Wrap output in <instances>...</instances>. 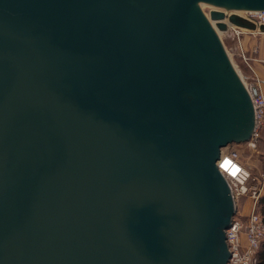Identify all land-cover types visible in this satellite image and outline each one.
I'll list each match as a JSON object with an SVG mask.
<instances>
[{"label":"water","instance_id":"obj_1","mask_svg":"<svg viewBox=\"0 0 264 264\" xmlns=\"http://www.w3.org/2000/svg\"><path fill=\"white\" fill-rule=\"evenodd\" d=\"M201 3L264 11L0 0V264L227 263L216 163L255 114L211 25L240 18Z\"/></svg>","mask_w":264,"mask_h":264},{"label":"built area","instance_id":"obj_2","mask_svg":"<svg viewBox=\"0 0 264 264\" xmlns=\"http://www.w3.org/2000/svg\"><path fill=\"white\" fill-rule=\"evenodd\" d=\"M247 17L254 24L264 25V11L249 12ZM223 33L224 38L235 39V42H238L237 54L234 53V49H229L228 51L232 55L233 60L235 56L241 59L251 73V76L247 79L246 88L251 94L255 114V129L251 137V140H253L259 137L258 131L264 127V96L260 91L262 81L254 73L251 63L257 61L264 65V59H253L247 56L242 48H239L242 33H234L233 35H228L226 32ZM257 34L261 35L264 32H258ZM251 53H257V46L252 48ZM252 89L255 90L254 94L251 91ZM223 156H228L231 162L238 165L239 171L236 175L222 170L219 162ZM216 164L229 184L235 206V214L229 227L225 230L226 243L230 254L226 264H258V252L264 241V223L260 214L259 204L260 199L264 196V172L252 175L248 172V169L246 170L241 165L237 154L228 150L222 152ZM246 198L250 200L247 213L240 215L239 202Z\"/></svg>","mask_w":264,"mask_h":264},{"label":"rangeland","instance_id":"obj_3","mask_svg":"<svg viewBox=\"0 0 264 264\" xmlns=\"http://www.w3.org/2000/svg\"><path fill=\"white\" fill-rule=\"evenodd\" d=\"M211 6H207V5H202L201 9L205 12L208 13L209 10H211ZM244 14V13H243ZM248 18V17H247ZM235 39H226L223 37V44L224 47L228 53V55H230V59L232 61V64L234 65V68L236 69L237 73L240 75V78L243 82V84L247 87V79L248 77L251 76L250 71L248 70V68L246 67V65L243 63V61L241 59H238L236 57H233L232 55L228 52L229 49L233 50V46L236 45V48L238 49V42L235 44ZM258 136H261V129L258 131ZM259 137H257L256 139L251 140L250 142H246V143H242V144H234V145H230L228 151L230 152H235L237 154L238 160L241 163V165H243V167L247 170V168L245 167V164H248L251 168H249V171L252 175H258L260 174L263 170V168L259 169L262 164L258 163L260 165H258V169H254L253 164L256 163V159L259 158V151L264 152V145L261 143V140L259 139ZM249 144V146H248ZM252 146V147H251ZM244 162V163H243ZM249 203L250 200L248 198L243 199L239 202V213L240 215H245L247 213V209L249 207Z\"/></svg>","mask_w":264,"mask_h":264},{"label":"crops","instance_id":"obj_4","mask_svg":"<svg viewBox=\"0 0 264 264\" xmlns=\"http://www.w3.org/2000/svg\"><path fill=\"white\" fill-rule=\"evenodd\" d=\"M259 31L250 33H244L240 36V47L242 48L246 55L249 57H252L253 59H264V34L261 35H256V33H258ZM230 40V39H229ZM236 44V42H235ZM254 46H257V53L256 54H252L251 50ZM234 49V53L237 54V48L236 45L233 46ZM236 57V56H235ZM252 68L254 70V73L258 76V78L262 81V84L260 86V91L262 93V95L264 96V65L254 61L251 63ZM259 139L261 140V143L264 145V127L261 128V136L259 137ZM249 146V144H248ZM252 147V146H251ZM229 149V146L225 149L222 150L226 151ZM259 152V158L256 159V163L253 164L254 169H258V163H261L262 166L259 168H263L264 167V152H261L260 150H258ZM244 163V162H243ZM245 167L249 170V168H251L248 164L244 163ZM264 170V168H263ZM264 171H262L261 173H263Z\"/></svg>","mask_w":264,"mask_h":264},{"label":"bare ground","instance_id":"obj_5","mask_svg":"<svg viewBox=\"0 0 264 264\" xmlns=\"http://www.w3.org/2000/svg\"><path fill=\"white\" fill-rule=\"evenodd\" d=\"M202 5H206L201 3L200 7ZM212 7V6H211ZM210 11H219V12H224L226 15L229 14H236L239 16L240 20L238 21L237 24L235 25H229V29L226 32L228 35H233L234 33H247V32H256V31H264V25H257L254 24V22H252L251 20H249L247 18L248 15V11H225V10H221L219 8H215L212 7L211 10L208 11V13ZM208 13H205L208 16ZM244 13V14H243ZM226 21V20H225ZM211 25L213 26L215 32L217 33L218 37L223 40V34L222 32L218 31L215 27H214V23L211 22ZM230 55H228L229 57ZM230 59V57H229ZM231 60V59H230ZM232 62V61H231ZM240 76V75H239ZM222 166V170H224L225 172H229L232 175H236L237 172L239 171L238 165L231 162L230 158L228 156H223L219 162Z\"/></svg>","mask_w":264,"mask_h":264},{"label":"trees","instance_id":"obj_6","mask_svg":"<svg viewBox=\"0 0 264 264\" xmlns=\"http://www.w3.org/2000/svg\"><path fill=\"white\" fill-rule=\"evenodd\" d=\"M259 204H260V214L262 216L264 223V196L260 199ZM258 264H264V241L258 252Z\"/></svg>","mask_w":264,"mask_h":264}]
</instances>
